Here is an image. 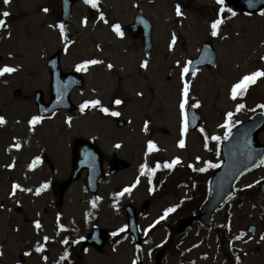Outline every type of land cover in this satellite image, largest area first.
<instances>
[{
    "label": "rangeland",
    "instance_id": "rangeland-1",
    "mask_svg": "<svg viewBox=\"0 0 264 264\" xmlns=\"http://www.w3.org/2000/svg\"><path fill=\"white\" fill-rule=\"evenodd\" d=\"M99 2L97 12H90L84 0L73 6L71 20L65 24L70 45L61 52L60 65L64 72H77L78 64L102 61L77 72L85 84L83 89L73 91L70 100L80 109L86 101L98 99L101 106L121 115L114 117L103 113L101 106H89L78 116L59 111L31 125L29 121L37 116L34 92L41 91L44 102L49 100L46 61L62 46L60 8L56 0H11L8 5L0 0V13H10L4 18L7 27L0 29V68L18 69L0 77V116L6 121L0 125V264H58L62 259L68 264H154L156 251L165 249L177 224L196 213L202 203L203 193L195 208L188 210L185 204L199 194L194 186L195 173L200 172L197 169L220 163L218 154L204 146L197 132L181 134L184 84L189 85L185 111L198 102L200 106L194 108L200 116V131L203 129L209 137L219 136L218 144L228 131L221 127L228 122L227 113H233L231 129L257 113L264 114L260 107L264 105V77L236 99L231 95L232 86L243 76L264 71V16L229 14L214 37L211 24L220 7L216 0ZM177 5L181 6V16L176 15ZM44 8L49 11L45 13ZM136 11L153 25L148 57L140 41L131 39L125 29L132 24ZM117 24L123 36L114 31ZM206 41L212 42L216 53V69H200L195 75L182 77V68L198 55ZM145 62L147 66L143 67ZM116 99L123 103L115 105ZM238 104L245 107L237 111ZM117 119L125 121V126L118 128ZM77 139L96 144L105 171L116 159L127 161L129 168L100 180L96 195L87 191L83 171L61 194L59 186L69 177ZM181 139L185 141L183 148L179 147ZM149 141L156 145L151 152ZM258 142L264 143V129ZM176 158L181 163L171 169L161 168L162 180L151 192V169ZM145 164L148 167L141 175ZM215 170L207 168L204 175H199L201 189ZM45 184L47 188H43ZM14 185L19 187L13 194ZM125 188H131V193L118 196ZM248 188L257 192L255 205L241 194ZM37 189H42L39 194ZM235 193L234 200L214 216L209 231L195 223L176 249L164 253L162 264H224L220 240L225 241L233 264H237V257L239 264H264V240L260 239L264 164L242 177ZM146 201L149 205L142 213ZM126 204L136 209L141 245L121 235L107 239L101 252L89 248L81 253L80 242L92 228L108 234L125 228L122 209ZM170 207L176 211L161 220ZM250 225L257 227L253 235L246 233Z\"/></svg>",
    "mask_w": 264,
    "mask_h": 264
},
{
    "label": "water",
    "instance_id": "water-1",
    "mask_svg": "<svg viewBox=\"0 0 264 264\" xmlns=\"http://www.w3.org/2000/svg\"><path fill=\"white\" fill-rule=\"evenodd\" d=\"M57 1L61 6V19L63 22H67L70 19L71 7L78 0ZM226 3L236 13L248 15L264 9V0H226ZM127 29L133 38H136L139 34L138 32H141L143 51L148 55L151 51V24L141 13H137L134 18V24ZM199 66L207 67L209 70H213L215 67V54L209 42L203 44L199 57L191 61L189 72L194 71ZM47 67L51 78V100L49 104H44L41 93L36 92L35 104L39 115H49L56 110H65L72 114H78V110L70 103L69 96L75 87L82 88L83 81L81 77L73 74L63 75L61 73L58 53L48 60ZM199 123V116L193 110H189V129L194 131L199 126ZM123 124V122L118 123L119 127L123 126ZM263 128L264 117L257 115L251 121L237 126L231 131L229 138L222 142L220 148L222 164L211 178L208 198L196 217L205 228H209L212 216L232 197L233 189L238 179L244 173L257 166L261 159L264 158V145L257 142V135ZM127 167V163L120 162L110 170L109 174L114 175L119 170ZM83 169L87 171L85 183L89 191L95 194L98 180L105 176L101 169V155L88 143L78 140L74 144L72 173L70 178L60 186L61 193L65 191L70 183L79 178ZM146 208L147 204L144 205L142 211L145 212ZM124 211L128 222L127 231L134 237V241L138 243L135 210L130 205H126ZM194 221V218L182 221L179 224L178 233L184 232ZM254 231L255 227L248 229L250 234L254 233ZM96 237H98L97 240H95ZM105 238V230L93 229L83 242L81 251L89 246L101 251ZM161 256L162 252L156 255V264H160Z\"/></svg>",
    "mask_w": 264,
    "mask_h": 264
},
{
    "label": "snow or ice",
    "instance_id": "snow-or-ice-1",
    "mask_svg": "<svg viewBox=\"0 0 264 264\" xmlns=\"http://www.w3.org/2000/svg\"><path fill=\"white\" fill-rule=\"evenodd\" d=\"M11 0H3V3L5 5H8L10 4ZM84 3L85 4H90L92 8H97L98 6V0H84ZM216 3L220 6L219 7V14H224V13H231V15L234 17L237 15V13L235 11L232 10L231 7H226L225 4H226V0H216ZM43 11L45 13H47L49 11L48 8H44ZM176 15L177 16H181L182 15V11H181V6L180 5H177L176 6ZM10 15V13L8 11H4L3 13H0V16H2L3 18H0V29H4L7 27L6 25V20L4 18H7L8 16ZM261 16H264V12H261L260 13ZM100 19L101 20H104V16H103V13L100 14ZM106 22V21H105ZM83 23L86 25L87 24V20L85 19L83 21ZM223 23L222 19H216L212 24H211V35L212 36H217L219 35V27L220 25ZM60 30H61V34L63 35L64 34V25L61 24L60 26ZM114 31L116 32L117 35L119 36H123V32L121 31V28H120V25H115L114 26ZM10 35V33H9ZM175 38H173V41L172 43L175 44ZM98 63H102V61H99V60H89V61H86L84 63H81V64H78L76 66V71L79 72V71H83L87 68L88 65H95V64H98ZM188 64L191 63V61H188L187 62ZM143 67H146L147 66V63L145 62L144 65H142ZM109 69L112 67L111 64L108 65ZM18 69L15 68V67H9V66H4L3 68H0V77L4 76L5 74H11V73H14L16 72ZM189 73V67L187 66H184L182 68V71H181V76L183 77L184 75L188 74ZM192 75H195V72L192 73ZM260 77H264V71H256L250 75H245L242 77V79L235 83L233 86H232V89H231V95H232V98L233 99H236L238 95H243V93L247 90L248 86L250 84H254L258 78ZM188 93H189V85L187 83L184 84V87H183V99H182V102L180 103V110H181V113H182V116H183V124H182V128H181V134L183 135L184 133L187 132L188 130V118H187V114L185 113V106L188 104ZM138 95H142V93H138ZM123 103L122 100L120 99H116L114 101V104L115 105H121ZM89 106L95 108L97 106H101V101L100 100H92V101H86L84 104H82L80 106V111L83 112L85 108H88ZM192 107H199V103L196 102V103H193L191 105ZM245 107L244 104H238L237 105V111H239L240 109H243ZM261 108H264V105H260ZM100 110L105 113V114H108V115H111V116H114V117H118L121 115V113L119 111H110L109 108L107 107H103L101 106L100 107ZM232 116H233V113L229 112L227 113V123H225L224 125H221V127H224V128H227L228 131H226L224 133V139L227 140L229 138V136L231 135V121H232ZM41 117L40 116H34L30 121L29 123L31 125H36L38 122L41 121ZM193 119H195V117H193ZM69 122H70V119H69ZM6 121H5V118L3 116H0V125H3L5 124ZM147 128H148V123L145 122V131H147ZM201 131H203V129H201ZM212 140H215V141H219L220 140V137L219 136H213L211 137ZM185 146V141L184 139H181L179 141V147L183 148ZM16 147L19 148L20 145L19 144H16ZM117 148L120 147L119 144L116 145ZM148 151L151 152L153 150L156 149V145L152 142V141H149L148 142ZM36 162H39V157L37 158ZM181 161L179 158H176L174 160L171 161V163H166L164 164V167L165 168H168V169H171L173 168L175 165H178L180 164ZM261 164H264V159H261L260 161ZM160 165L157 164L156 168H158ZM147 165H142L141 166V175H144L145 174V171L147 169ZM191 167V165H190ZM220 167L219 164H211L209 163L207 165V167H201L199 169H197L198 171L200 172H205L207 171V168H218ZM156 168H153L151 169V171L154 173L156 171ZM259 183V181L257 182ZM19 187L18 185H14L13 186V194L15 193V189ZM48 185L45 184L43 185V188H47ZM134 187V186H133ZM246 187H252L251 185H247ZM42 189H37V194H39V192L41 191ZM132 189L131 188H125L122 192L118 193V196H123L125 193H131ZM176 209L173 208V207H170L168 208L164 215L160 217L161 220L165 219L169 213H172V212H175ZM157 223H159V221H157ZM41 225L39 224V222L36 223V227L39 228ZM120 232H123L125 231V228H121L119 230ZM117 233H113V235H116ZM48 238L45 237V240H47ZM237 239H240V237H237ZM261 240H264V235H262L260 237ZM65 243H67V241H64ZM37 251H42V248H37ZM3 253L0 252V255H2ZM25 255H29V253H25ZM134 264H135V261H134ZM237 264H239V257H237Z\"/></svg>",
    "mask_w": 264,
    "mask_h": 264
},
{
    "label": "trees",
    "instance_id": "trees-1",
    "mask_svg": "<svg viewBox=\"0 0 264 264\" xmlns=\"http://www.w3.org/2000/svg\"><path fill=\"white\" fill-rule=\"evenodd\" d=\"M201 135H202V138H203V140H204L206 146H207L211 151H214V152L216 153V155H217V152H216V151H217V143H216L214 140L210 139V138L208 137L207 134L202 133ZM197 177H200V176H199V175H196L195 178H197ZM200 179H201V178H200ZM200 179H199V178L195 179V180H198V181L195 182V190H197V192H199V194L196 195L195 199H194V196H192V197L189 199V201H186V202H185V204H186L188 210H191L192 208H195V206H196L197 204L200 203V202L197 203L198 200H199V199L197 200V198L199 197V195H200V198H201V192L203 193V191H204V188H203V189L200 188V185H199V184H200V183H199ZM203 194H204V193H203ZM244 195H246V196L249 198V202L252 203V198H253V195H254V191H253V190H247V191L244 192ZM183 203H184V202L181 203V205L178 207L177 210H179V209L181 208V206H182ZM253 203H254V202H253ZM182 212H183V211H182ZM181 214L184 215V214H186V213H181ZM188 214H189V213H188ZM188 214H187V215H188ZM194 214H195V212L191 213V215H194ZM175 241H176V240H175ZM222 250H223V251H222V254H223V256H224V259L227 260L229 254H227L228 252H226L224 248H223Z\"/></svg>",
    "mask_w": 264,
    "mask_h": 264
}]
</instances>
